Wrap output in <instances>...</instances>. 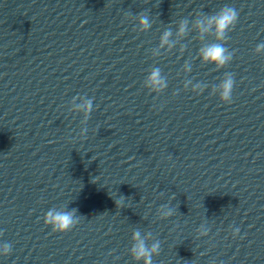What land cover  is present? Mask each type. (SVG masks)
Wrapping results in <instances>:
<instances>
[{"label": "clouds", "instance_id": "clouds-1", "mask_svg": "<svg viewBox=\"0 0 264 264\" xmlns=\"http://www.w3.org/2000/svg\"><path fill=\"white\" fill-rule=\"evenodd\" d=\"M239 18V12L232 6L225 5L218 11L212 14H205L194 21V26L198 32L203 36L212 33L215 40L212 43L206 44L199 49V57L204 63L215 64L218 68H223L229 64L234 52L229 51L225 46L227 34L232 31ZM149 17L143 13L138 14V28L140 31H147L151 28ZM188 21L181 20L178 25L177 35H184L188 32ZM172 32L166 30L161 36V46L170 45V38ZM256 54L264 53V42L258 44L255 48ZM234 77L230 73H226L223 80L214 89V94L219 96L221 102L228 104L232 102V93L234 89ZM145 87L150 89L153 93L162 92L168 87L167 81L161 75L159 68H153L147 75L145 80ZM200 89V85L195 86ZM78 111H82L85 120L90 117L93 111V99H85L82 103L76 106ZM88 129L82 128L80 136L85 137ZM112 196V195H111ZM113 197V196H112ZM126 198L120 196L115 199L117 207L123 208V202ZM174 199V197H173ZM77 209L73 208L70 211L66 209L50 208L44 215L43 221L45 226H50L54 233H66L71 231L80 220L77 215ZM173 210L168 204H163L158 208V216L160 219H167L173 216ZM211 231L204 223H201L197 229L198 237H204ZM240 228L232 229V237L235 239L240 234ZM243 239V237H241ZM132 245L129 253L137 264H153V257L158 256L161 251V242L153 238V234L149 231L143 233L140 230H135L131 235ZM151 241V243H149ZM12 251L10 243L0 244V255L7 256Z\"/></svg>", "mask_w": 264, "mask_h": 264}]
</instances>
